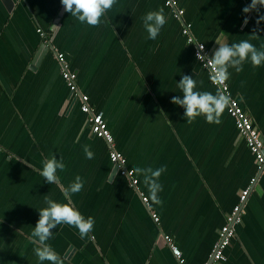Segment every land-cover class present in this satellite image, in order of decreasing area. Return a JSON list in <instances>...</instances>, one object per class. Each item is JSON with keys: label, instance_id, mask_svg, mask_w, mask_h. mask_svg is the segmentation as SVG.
<instances>
[{"label": "crops", "instance_id": "1", "mask_svg": "<svg viewBox=\"0 0 264 264\" xmlns=\"http://www.w3.org/2000/svg\"><path fill=\"white\" fill-rule=\"evenodd\" d=\"M177 1L183 20L174 18L165 0H117L93 27L64 11L60 0H0V264H39L29 238L38 209L47 206L46 197L67 202L64 189L76 176L84 188L70 199L95 224L84 239L73 226L54 230L48 243L64 264H207L252 178L243 220L221 264H264V172L235 120L227 108L220 124L203 116L187 123L185 109L171 103L183 98L177 87L183 74L197 79L198 90L216 91L182 35L183 22L211 55L221 32L228 43L239 42L264 23L257 26L253 11L244 26L242 9L251 0ZM160 9L167 23L149 39L143 17ZM251 42L264 44V31ZM44 44L49 49L35 60ZM56 53L65 54L80 91L104 114L116 150L135 172L136 188L114 171L105 140L91 134ZM230 71L231 96L264 137V65L248 61L243 71ZM85 145L94 158H86ZM53 155L65 163L58 184L40 175ZM161 166L167 171L159 178L157 204L135 169ZM164 236L174 239L181 261Z\"/></svg>", "mask_w": 264, "mask_h": 264}, {"label": "clouds", "instance_id": "2", "mask_svg": "<svg viewBox=\"0 0 264 264\" xmlns=\"http://www.w3.org/2000/svg\"><path fill=\"white\" fill-rule=\"evenodd\" d=\"M64 11L78 19L81 23L89 26H99L106 13L113 8L117 0H60ZM261 8H264V0H251V3L245 6L242 11L246 14L244 26H247L249 20L247 14L255 11L258 13L256 21L257 26L264 23V14H260ZM167 23L166 15L163 9L159 11H149L143 17L144 28L148 33V38L155 40L161 30ZM264 31L259 27L254 28L250 33V39H244L239 42L228 43L224 39V33L221 32L216 38L215 43L218 45L209 56L204 49L199 46L197 59L204 58L211 67V80L216 86L213 94L211 91L198 90L197 79L192 76L183 74L182 79L177 83L183 98L174 96L171 103L185 109L184 116L187 123H192L196 118L203 116L206 122L220 124L224 111L235 103L230 93L226 91V82L231 78L234 70L236 73L243 71V65L250 61L252 67L264 65V44L258 48L251 41L257 39L258 34ZM203 53V54H202ZM243 97L240 100L243 101ZM84 153L87 159L94 158V153L89 146H84ZM65 169L63 158L57 159L55 155L43 162V168L40 175L44 177L48 184L59 183L60 177L58 171ZM137 174L144 178V184L148 187L151 198L157 204H162L158 198V193L163 191L159 178L162 173L167 171L166 166L157 169L136 168ZM84 188V181L80 176H76L67 188L64 194L67 202L60 203L53 199H45L46 207L40 208L39 220L30 235V240L34 248V254L38 258L39 264H64L62 257L52 248L48 241L53 237L54 230L58 225L66 224L78 229L80 238L84 239L94 229L95 220L89 216L87 218L74 206L70 197L77 194Z\"/></svg>", "mask_w": 264, "mask_h": 264}, {"label": "built area", "instance_id": "3", "mask_svg": "<svg viewBox=\"0 0 264 264\" xmlns=\"http://www.w3.org/2000/svg\"><path fill=\"white\" fill-rule=\"evenodd\" d=\"M165 5L167 8L172 10L175 19L183 20L185 11L179 7L177 0H165ZM38 32L42 37H45V33L41 29H39ZM182 35L186 38L187 43L194 47V55L196 59L197 52L200 50L197 44H199L202 49H204V52L211 56L210 50L203 43L196 40L191 32V25L189 23L183 22ZM56 58L60 66L61 77L69 88L71 98H73V100L75 101L79 100L80 110L84 114L88 115L87 123L91 134L96 138L105 140L109 147V159L111 163L116 166L119 173L123 177H126L129 180L130 184L136 188L138 180L135 176V172L128 169L125 156L116 150L115 140L104 118V114L102 112L96 111L91 106L89 97L80 91L77 83V74L69 69V63L65 54L56 53ZM197 61L207 71L209 82L214 87H216L210 78V65L207 64V61L204 58H201L200 60L197 59ZM225 88L226 91L231 94L228 82H226ZM233 100H235V103L228 107V112L230 116L235 120L238 132L246 140L248 148L253 154L258 165L259 171L261 170L264 172V137H262L260 132L254 126V123L251 120L250 116L243 110L239 102L235 98H233ZM255 181L256 178H252L250 185L241 192L238 203L234 206L231 213L227 215L226 223L219 232L218 238L213 246L209 262L207 264H221V262L224 260L225 251L231 245L232 240L236 235L235 226L240 224L243 220V214L245 213L244 206L248 200ZM143 200L145 202L147 201L146 198H143ZM152 216L155 222L158 223V216L156 214H153ZM163 240L165 244L170 248L172 254L179 261H181L182 253L175 243L174 239L171 236H164Z\"/></svg>", "mask_w": 264, "mask_h": 264}, {"label": "water", "instance_id": "4", "mask_svg": "<svg viewBox=\"0 0 264 264\" xmlns=\"http://www.w3.org/2000/svg\"><path fill=\"white\" fill-rule=\"evenodd\" d=\"M49 49V47L47 46V44H44V45H42L41 46V49L39 50L40 52H38V54H37V56L35 57V60L39 57V55L42 53V50H48ZM34 63V62H33ZM34 64H36V63H34ZM114 171H118V168L116 167V166H114Z\"/></svg>", "mask_w": 264, "mask_h": 264}]
</instances>
